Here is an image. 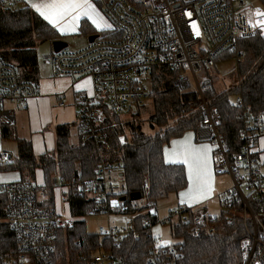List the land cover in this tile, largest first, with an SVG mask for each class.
Returning <instances> with one entry per match:
<instances>
[{"label": "built area", "instance_id": "obj_1", "mask_svg": "<svg viewBox=\"0 0 264 264\" xmlns=\"http://www.w3.org/2000/svg\"><path fill=\"white\" fill-rule=\"evenodd\" d=\"M91 1L99 5L111 25L106 29L109 36L93 33L97 34L94 39L82 47H64L41 57L54 76L73 80L83 75L92 78V93L81 94L76 103L75 126L81 137L96 144L104 141L107 114L121 116L138 109L151 90L152 71L169 70L165 76H172V84L179 92L196 90L201 97L202 110L194 130L195 138L213 145L214 173L227 175L231 180L230 187L220 194V206L229 218L238 215L242 223L240 264H264V165L259 156L253 157L259 155L256 144L264 135V110L252 112L248 105L243 106L239 95H234L232 102L241 108L242 147L232 153L231 160L227 139L218 131V110L208 107L202 96V90L210 85V78L199 80L197 77L201 66H214L220 55L237 60L242 38L258 34L264 39V29L249 23L264 20V16L256 15L258 11L264 13V0L259 5L249 0ZM11 5L27 4L24 0H0V8ZM38 94V84L22 78L14 62L0 55V117H6L11 123L14 110L4 109L2 105L5 102L24 104ZM0 160L6 162L7 153L1 151ZM121 168L120 159L101 157L94 175L82 180L79 193L92 202L89 214L128 215L124 224L108 221L106 225H98L96 232L100 240L107 239L119 246L127 236L148 239L150 255L146 264H175L170 259L175 252L171 243L163 245L161 238L152 234L151 219L158 211L156 199L149 197L147 180L143 181L140 197L146 198L148 220L137 224L133 212L139 211L138 206L134 203L136 199H130L126 193ZM51 184L54 192L60 191L59 202L67 205L69 185L57 175L52 177ZM0 186L7 194L6 220L14 238V256L9 264H53L57 233L69 228L74 218L44 205L47 198L32 182L18 179ZM185 209L176 206L169 216L186 221ZM210 217L213 216L206 210H194L189 226L191 236L198 238L214 232L216 227L209 222ZM113 260L104 246L88 258L90 264H108Z\"/></svg>", "mask_w": 264, "mask_h": 264}, {"label": "trees", "instance_id": "obj_2", "mask_svg": "<svg viewBox=\"0 0 264 264\" xmlns=\"http://www.w3.org/2000/svg\"><path fill=\"white\" fill-rule=\"evenodd\" d=\"M80 30L89 35L96 32L92 26L86 29L81 26ZM101 33L109 36L106 30ZM55 39H61L57 30L30 6L0 8V55L14 62L22 78L37 84L39 56L36 45ZM238 53L236 84L218 91L208 76L210 85L202 90L207 106L218 110V131L227 139L231 160L232 153L240 151L242 147L239 136L241 108L232 102L231 96L239 95L243 106L248 105L252 112L264 110V39L258 34L242 38L238 43ZM221 59L222 55L218 56L215 64ZM167 71L166 68L152 71L148 96L152 98L153 111L148 123L151 128H158L153 134H145L142 126L133 120L123 123L120 119L122 116L107 114V137L99 144L83 139L80 132L78 142L71 143L70 124H59L55 129L56 145L53 152L35 156L31 141L18 138L9 123H1V137L16 140L17 154L12 161L1 163L0 171L16 170L21 180L33 183L36 171L41 170L52 194L53 176L57 175L69 185L67 206L74 220L69 228L57 233L53 264H90V255L100 251L103 246L114 259L108 264H146L150 255L148 239L135 240L127 236L119 246H114L110 240H100L96 231H87L85 217L89 214L92 202L86 201L79 191L82 180L94 175L101 157L105 156L121 160L127 194H141L144 180L149 184V197L156 200L185 187L187 180L184 166L166 163L163 147L184 131L195 130L201 115L202 100L196 90L179 92L172 84V76H165ZM126 124L131 131L129 137L122 136ZM253 157L258 158V154ZM6 203L7 194L0 186V264H9L14 256V238L6 220ZM44 205L52 207L53 200L50 202L47 199ZM185 212L186 221L178 219L171 222V217L167 218L173 238L171 247L175 251L170 259L176 261L175 264H240L239 240L244 229L238 215L229 218L228 213L221 210L217 216L209 219L216 230L197 238L189 233L193 210L186 208ZM133 214L136 215L134 220L137 224L148 220L145 213L134 210ZM151 221L156 223L155 218Z\"/></svg>", "mask_w": 264, "mask_h": 264}, {"label": "crops", "instance_id": "obj_3", "mask_svg": "<svg viewBox=\"0 0 264 264\" xmlns=\"http://www.w3.org/2000/svg\"><path fill=\"white\" fill-rule=\"evenodd\" d=\"M24 2L30 6L34 11H36L31 4L40 3L41 0H24ZM96 10L100 15L105 19L104 15L99 9V5L91 0ZM37 12V11H36ZM38 13V12H37ZM39 14V13H38ZM84 16V15H82ZM43 17V16H42ZM90 22V26L94 28L95 31H100L102 29H108L109 27L97 28L93 24L92 20L87 16H84ZM44 18V17H43ZM45 19V18H44ZM46 20V19H45ZM48 21V20H46ZM49 22V21H48ZM76 21V27L77 23ZM50 23V22H49ZM108 23V22H107ZM54 29L60 34V37L63 39L65 34H69L73 31H61L58 27L50 23ZM105 29V30H106ZM36 45V50L38 46ZM52 51V46L49 52ZM48 53V52H47ZM44 65L38 64V88L39 94L36 97L30 98L24 104H17L15 102H5L2 106L4 109H13V120L8 122L6 117H0V126L1 123H9L16 136L20 139H25L31 141L32 150L35 156H39L45 152H53L56 145V126L59 124H70L71 128L73 127L78 142V130L76 128V118H77V109L76 103L78 97L81 94H91L93 91V80L88 75H83L76 80H73L66 76H54L52 69L48 64L43 63ZM70 140V137H69ZM71 142V141H70ZM75 142L74 144H76ZM175 142V143H174ZM264 135L261 136L258 141L259 148V159L264 163ZM72 143V142H71ZM189 144L199 149L203 145L208 146V157H209V168L211 173V192L208 193L204 198L198 199L197 201H188L187 197L181 196V193L188 192L189 188L192 185V182L189 180V169L188 164L183 162V159L173 156V152H181L185 146ZM4 151L8 155V160L12 159L17 154V142L12 138H2L1 137V128H0V152ZM213 145L210 142H201L197 141L195 138L194 130H186L181 135L172 138L167 145L163 147V159L166 163L170 164H181L184 166L187 183L184 188L179 190L176 195L177 206H183L184 208H199L197 210L207 209L204 207L207 206L209 201L214 199L218 200L220 204V194L224 191L216 190V183L219 181V178L222 175H216L213 169ZM20 173L16 170H1L0 171V185L6 182L14 181L20 179ZM56 191V190H55ZM59 190L55 192V198L53 201V207L56 208L58 212L65 214L69 213L67 205H64L59 202L57 194ZM57 200V201H56ZM183 200V202H181ZM59 205V206H58ZM194 211V210H193ZM208 212V211H207ZM209 213V212H208ZM214 217V216H213Z\"/></svg>", "mask_w": 264, "mask_h": 264}, {"label": "rangeland", "instance_id": "obj_4", "mask_svg": "<svg viewBox=\"0 0 264 264\" xmlns=\"http://www.w3.org/2000/svg\"><path fill=\"white\" fill-rule=\"evenodd\" d=\"M254 5L261 4V0H249ZM84 27L86 29L90 26V22L87 18L84 16H80L79 22L77 23L76 31L70 32L69 34H65L64 40L67 43L68 49H77L79 47L84 46L88 41V35L85 33V31L80 30V28ZM106 29V28H105ZM102 29V30H105ZM102 30H98L95 33H101ZM34 35V34H33ZM36 38V36H34ZM38 56H39V65H44L41 57L42 55L46 54L51 49V42L50 41H44L41 42L38 46ZM236 67L237 62L234 59L230 58H222L219 60L215 66L212 67H204L201 66V69L197 73L198 79L205 78L206 76H209L212 80L213 86L216 90H223L228 89L231 86L235 85L238 81V76L236 74ZM146 78V83H148V78L146 75L143 76ZM233 96H231V99L233 100ZM153 111L152 106V98L149 96L147 98H144L142 106H140L136 110H130L129 112L125 113L124 115H121L122 117L121 122H127V121H134L135 123H139L142 126V130L145 134H153L155 131L158 130L157 127L151 128L148 123V117ZM130 127L126 124L123 127V133L122 136L129 137L130 136ZM70 141L72 143L77 142V136L73 129V127L70 129ZM256 150L259 152L258 144H256ZM264 165V163H263ZM34 184L37 186L38 190L42 192L45 195V198L48 199V201L52 202L54 201L55 192L53 190V194L50 192V189L48 185L45 184V180L43 177V172L41 170H37L35 174V178L33 180ZM119 183V180L117 179V184ZM231 180L227 175H222L219 178V181L216 183L215 187L217 191H223L230 187ZM223 189V190H222ZM187 193V192H186ZM177 193L171 192L166 196L160 197L156 200L157 203V216L155 217L156 223L152 225V234L154 236H159L161 239L160 243L163 245H168L173 242V238L170 235L169 231V224L167 221V218L169 217V212L177 206V199H176ZM59 197V194H57V198ZM187 197V196H186ZM188 199V197H187ZM196 200H190L189 205H192V201ZM57 201V200H56ZM134 203L138 206V210L141 213H146L148 210V206L146 204V198L140 197L139 199L134 200ZM59 206V205H58ZM204 207L207 209L209 214L211 216H217L221 211V206L218 203L217 199H214L213 201H209L207 206L204 205ZM199 208H193L192 210H197ZM178 217L175 215H172L170 220L171 222L177 221ZM128 220V215H118V214H87L85 217V225L86 229L89 232L96 231V228L100 224L106 225L107 222H114L116 224H124ZM165 241H168L169 243H164Z\"/></svg>", "mask_w": 264, "mask_h": 264}, {"label": "snow or ice", "instance_id": "obj_5", "mask_svg": "<svg viewBox=\"0 0 264 264\" xmlns=\"http://www.w3.org/2000/svg\"><path fill=\"white\" fill-rule=\"evenodd\" d=\"M31 6L61 31H76V21L81 15L91 19L97 28L111 27L89 0H41L40 3H32ZM256 15L264 16V13L258 11ZM249 23H252L254 27L259 26L264 29V20L255 22L250 20ZM193 28H196L195 22H193ZM208 150L207 145L197 149L185 144L181 152H173V156L183 159V162L188 164L189 180L192 182L188 192L181 193L182 197L187 196L190 200L202 199L211 192ZM113 203L115 204V201ZM164 243L169 242L165 241Z\"/></svg>", "mask_w": 264, "mask_h": 264}, {"label": "water", "instance_id": "obj_6", "mask_svg": "<svg viewBox=\"0 0 264 264\" xmlns=\"http://www.w3.org/2000/svg\"><path fill=\"white\" fill-rule=\"evenodd\" d=\"M97 34L88 35L87 41H92ZM52 50L58 51L64 47H67V43L62 39H55L51 42ZM141 194L139 192H132L129 194L130 199H138ZM124 198V197H123Z\"/></svg>", "mask_w": 264, "mask_h": 264}]
</instances>
